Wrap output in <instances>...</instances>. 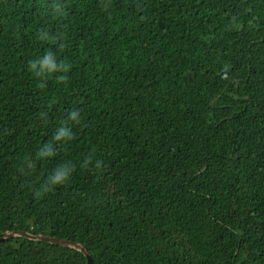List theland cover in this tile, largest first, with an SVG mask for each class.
Segmentation results:
<instances>
[{"label":"trees","instance_id":"obj_1","mask_svg":"<svg viewBox=\"0 0 264 264\" xmlns=\"http://www.w3.org/2000/svg\"><path fill=\"white\" fill-rule=\"evenodd\" d=\"M49 51L70 68L37 76ZM17 229L93 264H264V0H0V233ZM86 262L0 242V264Z\"/></svg>","mask_w":264,"mask_h":264},{"label":"clouds","instance_id":"obj_2","mask_svg":"<svg viewBox=\"0 0 264 264\" xmlns=\"http://www.w3.org/2000/svg\"><path fill=\"white\" fill-rule=\"evenodd\" d=\"M55 55L52 52H47L41 59L35 60V61H30L29 62V67L30 70L34 71L37 76H42L45 73H52L56 71H62V72H67L70 68V65L64 64L63 62H60L57 64L55 62ZM37 64L40 65V70L37 71ZM58 81H66L67 77L66 76H60L57 78ZM78 111H73L70 113V118L73 120H77L78 118ZM62 136H67L69 139L72 138V133L69 131L68 128L66 127H61L59 129V134L55 135L54 138L59 140ZM91 157L87 158L85 160V166H87V163ZM97 167H100V162L97 161L96 164ZM73 169L71 168V171ZM70 174L69 171L67 170V165H65V170H58L57 174L55 176L49 177L48 184L49 185H59L64 182H66L69 178ZM48 189L45 188L44 191H47ZM36 195H41L39 191H37Z\"/></svg>","mask_w":264,"mask_h":264},{"label":"water","instance_id":"obj_3","mask_svg":"<svg viewBox=\"0 0 264 264\" xmlns=\"http://www.w3.org/2000/svg\"><path fill=\"white\" fill-rule=\"evenodd\" d=\"M14 237H25L30 240H39V241H45L53 244H58L66 247H70L76 250H79L84 254V256L87 259L86 264H93L94 260L93 257L88 250V248L79 241H73V240H68L65 238H60L57 236H47L44 234H34L25 230H6L2 233H0V242L14 238Z\"/></svg>","mask_w":264,"mask_h":264}]
</instances>
